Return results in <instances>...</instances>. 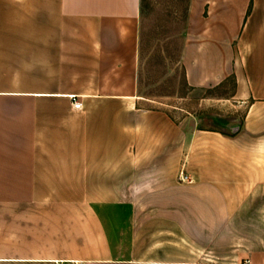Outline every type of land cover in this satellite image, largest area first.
Masks as SVG:
<instances>
[{
    "label": "crops",
    "instance_id": "1",
    "mask_svg": "<svg viewBox=\"0 0 264 264\" xmlns=\"http://www.w3.org/2000/svg\"><path fill=\"white\" fill-rule=\"evenodd\" d=\"M148 13L0 0V264H264V0H188L180 61L235 79L222 114L148 105Z\"/></svg>",
    "mask_w": 264,
    "mask_h": 264
},
{
    "label": "rangeland",
    "instance_id": "2",
    "mask_svg": "<svg viewBox=\"0 0 264 264\" xmlns=\"http://www.w3.org/2000/svg\"><path fill=\"white\" fill-rule=\"evenodd\" d=\"M149 13L141 46L139 66L140 93L150 99L149 106L175 111L178 116L203 110V103L219 114L227 113V101L234 91L233 79L213 89H194L188 85L180 61L187 22L188 0H147ZM204 98H215L208 103ZM204 101V102H203ZM205 105V104H204Z\"/></svg>",
    "mask_w": 264,
    "mask_h": 264
},
{
    "label": "built area",
    "instance_id": "3",
    "mask_svg": "<svg viewBox=\"0 0 264 264\" xmlns=\"http://www.w3.org/2000/svg\"><path fill=\"white\" fill-rule=\"evenodd\" d=\"M73 103H74V107L75 108H77V109H81L82 108V102L80 101V99L79 98H73ZM188 179V177H185V178H183V180L185 181V180H187Z\"/></svg>",
    "mask_w": 264,
    "mask_h": 264
},
{
    "label": "trees",
    "instance_id": "4",
    "mask_svg": "<svg viewBox=\"0 0 264 264\" xmlns=\"http://www.w3.org/2000/svg\"><path fill=\"white\" fill-rule=\"evenodd\" d=\"M231 79H233V82H234V84H235V79H234V78H231Z\"/></svg>",
    "mask_w": 264,
    "mask_h": 264
}]
</instances>
